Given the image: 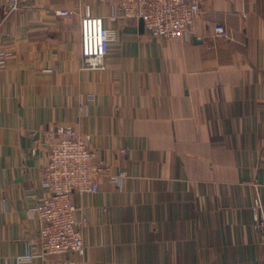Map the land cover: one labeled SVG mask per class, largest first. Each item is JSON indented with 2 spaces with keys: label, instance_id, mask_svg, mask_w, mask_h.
<instances>
[{
  "label": "crops",
  "instance_id": "crops-1",
  "mask_svg": "<svg viewBox=\"0 0 264 264\" xmlns=\"http://www.w3.org/2000/svg\"><path fill=\"white\" fill-rule=\"evenodd\" d=\"M6 1L0 264H264V0H202L189 37L176 40L113 20L114 3L20 0L6 17ZM87 8L114 34L104 71L83 69ZM68 125L124 177L73 196L88 221L83 257L20 262L40 232L29 210L46 196L47 134Z\"/></svg>",
  "mask_w": 264,
  "mask_h": 264
},
{
  "label": "built area",
  "instance_id": "built-area-1",
  "mask_svg": "<svg viewBox=\"0 0 264 264\" xmlns=\"http://www.w3.org/2000/svg\"><path fill=\"white\" fill-rule=\"evenodd\" d=\"M202 0H100L101 4L114 3L117 14L113 20H143L145 30L156 39L176 40L188 38L195 19L201 10ZM20 0H7L3 4L6 17L19 10ZM61 17L73 18V11H60ZM81 60L86 71H104L106 57L110 52L114 34L107 29L104 19L92 14L87 8L81 18ZM215 36L229 40L224 25L215 27ZM5 53H0V65L5 62ZM52 141L44 170L43 187L46 196L29 210L32 218L41 223L40 232L31 252L20 262L32 261L45 256L76 254L83 257L86 246L83 231L88 226L86 218L77 219L73 196L97 194L100 180L109 177L120 183L124 174L110 175V169L100 162L87 141L79 136L73 126H62L49 132ZM89 139V138H88ZM260 199L254 202L255 219L259 220ZM59 264V263H58Z\"/></svg>",
  "mask_w": 264,
  "mask_h": 264
},
{
  "label": "water",
  "instance_id": "water-1",
  "mask_svg": "<svg viewBox=\"0 0 264 264\" xmlns=\"http://www.w3.org/2000/svg\"><path fill=\"white\" fill-rule=\"evenodd\" d=\"M140 26H141V29L144 28L143 20H140Z\"/></svg>",
  "mask_w": 264,
  "mask_h": 264
}]
</instances>
